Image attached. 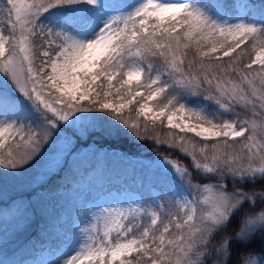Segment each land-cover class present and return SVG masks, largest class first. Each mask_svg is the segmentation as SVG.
<instances>
[{"label": "snow or ice", "instance_id": "6c2138e0", "mask_svg": "<svg viewBox=\"0 0 264 264\" xmlns=\"http://www.w3.org/2000/svg\"><path fill=\"white\" fill-rule=\"evenodd\" d=\"M121 135L187 163L102 192L48 264H264V0H0V178L94 171Z\"/></svg>", "mask_w": 264, "mask_h": 264}, {"label": "trees", "instance_id": "16d2710c", "mask_svg": "<svg viewBox=\"0 0 264 264\" xmlns=\"http://www.w3.org/2000/svg\"><path fill=\"white\" fill-rule=\"evenodd\" d=\"M133 119L136 118V113H128ZM143 123V118H140ZM161 137L166 133V129L157 128ZM99 145L97 155L100 159L99 166L94 171H85L90 166L85 164L80 168L76 175L62 173L60 177L54 176L44 188L39 185L35 187L33 192L31 185L23 184L21 188L12 192V195H19L15 198H4L0 196V234L4 235L0 239V264H21L22 261L33 254L39 248V244L48 235L64 230L67 227L65 223L67 218L63 215L68 210L67 202L62 196L68 187L73 190H78L83 184L89 185L94 178L101 175L102 178L122 176L125 178H134L140 181L143 186L149 185V170L144 165H147L145 158L152 156L155 153L165 154L177 158L182 164L187 163L182 157L176 153L169 152L166 148H157L150 141H137L133 136L121 135L116 138L97 137ZM96 147V146H94ZM123 154H131L134 158H139L142 164L138 165L132 162V159L125 158ZM2 175V174H0ZM65 177V178H61ZM20 181V179H19ZM12 178H0V187H11ZM4 190V189H3ZM4 192H7L4 190ZM47 195L40 203L30 206L31 201L38 195ZM66 199V198H65ZM28 208V212L24 213V209ZM54 210L55 214L50 219L49 214ZM23 221L29 219L26 224L18 221L16 216ZM11 216L14 217V224L5 222ZM15 226V227H12ZM257 247H259L257 245Z\"/></svg>", "mask_w": 264, "mask_h": 264}, {"label": "rangeland", "instance_id": "374dc122", "mask_svg": "<svg viewBox=\"0 0 264 264\" xmlns=\"http://www.w3.org/2000/svg\"><path fill=\"white\" fill-rule=\"evenodd\" d=\"M156 155L160 156H169L165 154H158L155 153L151 157L148 156L145 158V161L148 164H151L153 158ZM125 158L132 159V162L140 165L142 164L141 160L139 158L132 157L131 154H123ZM170 158L177 159L175 157L169 156ZM13 183V184H12ZM9 184H12L11 187L7 188L6 186L0 187V196L7 198H15L19 195H12V192L16 189L21 188L23 184V179H13L12 182ZM39 184H32L31 188H35ZM7 192H4V190ZM108 190L116 191L119 190L123 193V195L120 197V199H125L127 197H133L135 198L137 194L141 192H147L149 191V185L143 186L139 180L134 178H125L122 176H113V177H107L102 178L101 175H98L94 178L92 183L89 185L83 184L80 187H78V190H73L72 187H68L64 191V195L62 196L64 201L67 202L68 210L66 213H64L63 217L65 216L67 218L65 226L68 227L69 225H76L79 224L83 220V214L85 213L87 208H90L93 204L99 202V197L102 192H106ZM52 194L50 192L49 194H46L44 196L38 195L36 196L30 203L31 207L34 204L40 203L42 200L45 199L47 195ZM115 194V192L113 193ZM66 198V199H65ZM33 208V207H32ZM52 215L55 214L54 210L51 211ZM18 221H21L22 224H26V222L29 220L25 218L23 221L18 217V215H15ZM5 222H8L10 224H14V217L11 216L9 219H7ZM15 227V226H12ZM64 231L59 230L56 231L47 237L44 238L43 241L40 242L39 248H37L33 254H30L27 256L21 264H48V261L54 258L56 254H58L59 250L64 248ZM4 235L0 234V239ZM259 255H257V259H259Z\"/></svg>", "mask_w": 264, "mask_h": 264}]
</instances>
